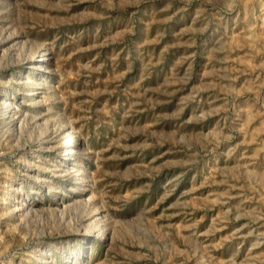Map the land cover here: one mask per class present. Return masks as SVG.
Masks as SVG:
<instances>
[{"label": "rangeland", "instance_id": "374dc122", "mask_svg": "<svg viewBox=\"0 0 264 264\" xmlns=\"http://www.w3.org/2000/svg\"><path fill=\"white\" fill-rule=\"evenodd\" d=\"M0 264H264V0H0Z\"/></svg>", "mask_w": 264, "mask_h": 264}, {"label": "bare ground", "instance_id": "6f19581e", "mask_svg": "<svg viewBox=\"0 0 264 264\" xmlns=\"http://www.w3.org/2000/svg\"><path fill=\"white\" fill-rule=\"evenodd\" d=\"M46 58V57H45Z\"/></svg>", "mask_w": 264, "mask_h": 264}]
</instances>
